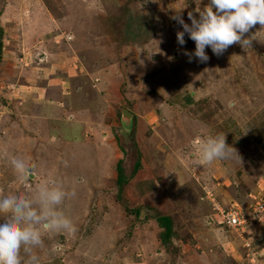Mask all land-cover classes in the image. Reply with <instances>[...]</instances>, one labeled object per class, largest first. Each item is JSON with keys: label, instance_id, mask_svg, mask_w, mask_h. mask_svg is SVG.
I'll return each mask as SVG.
<instances>
[{"label": "rangeland", "instance_id": "obj_1", "mask_svg": "<svg viewBox=\"0 0 264 264\" xmlns=\"http://www.w3.org/2000/svg\"><path fill=\"white\" fill-rule=\"evenodd\" d=\"M206 3L0 0V195L49 178L75 192L60 206L75 231L45 230L40 264H264V28L189 62L171 17ZM209 133L239 156L203 163Z\"/></svg>", "mask_w": 264, "mask_h": 264}, {"label": "clouds", "instance_id": "obj_2", "mask_svg": "<svg viewBox=\"0 0 264 264\" xmlns=\"http://www.w3.org/2000/svg\"><path fill=\"white\" fill-rule=\"evenodd\" d=\"M194 2L200 5L202 0ZM180 10L171 19L181 26L176 32L179 45L186 43L185 34L194 41V50L185 49L183 53L189 62L193 58L206 62V48L221 55L232 44L251 46L256 32L248 37L245 34L257 24L264 28V0H207L203 7L194 9L198 15L187 13L190 23L185 22ZM196 147L205 164L239 156L226 143L224 134L209 133ZM10 163L21 176H27L32 168L22 156H11ZM69 195L74 196L75 192H67L51 178L37 184L32 198L22 192L0 195V264H40L35 250L43 246L45 230L74 232L72 221L60 208Z\"/></svg>", "mask_w": 264, "mask_h": 264}, {"label": "trees", "instance_id": "obj_3", "mask_svg": "<svg viewBox=\"0 0 264 264\" xmlns=\"http://www.w3.org/2000/svg\"><path fill=\"white\" fill-rule=\"evenodd\" d=\"M133 19L134 18L131 15L127 14L125 26L133 29V26H132V23L134 21ZM1 45H2V41H0V50H1ZM138 167H139V160H137L134 164L133 173L138 169ZM123 181H127V178L124 175L121 166H118V183L121 185ZM155 219L159 223L160 227L163 229L161 236H160L162 243L165 246H169L171 244V238L173 235L172 218L167 215L158 214L155 216Z\"/></svg>", "mask_w": 264, "mask_h": 264}, {"label": "built area", "instance_id": "obj_4", "mask_svg": "<svg viewBox=\"0 0 264 264\" xmlns=\"http://www.w3.org/2000/svg\"><path fill=\"white\" fill-rule=\"evenodd\" d=\"M241 216H239V213L236 212L234 214H231L230 217H226L225 218V222H223L224 224H227L228 226L234 227L236 226V223H239L241 218ZM238 227V226H237Z\"/></svg>", "mask_w": 264, "mask_h": 264}, {"label": "water", "instance_id": "obj_5", "mask_svg": "<svg viewBox=\"0 0 264 264\" xmlns=\"http://www.w3.org/2000/svg\"><path fill=\"white\" fill-rule=\"evenodd\" d=\"M132 118H133V113L132 112H130L127 109H124L122 111V121L124 122V124L131 123L132 122ZM30 175H32V174H30Z\"/></svg>", "mask_w": 264, "mask_h": 264}]
</instances>
